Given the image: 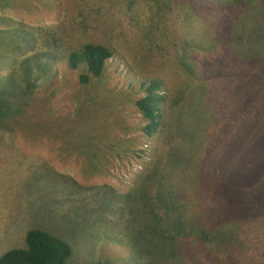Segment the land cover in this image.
Wrapping results in <instances>:
<instances>
[{"label":"rangeland","instance_id":"rangeland-1","mask_svg":"<svg viewBox=\"0 0 264 264\" xmlns=\"http://www.w3.org/2000/svg\"><path fill=\"white\" fill-rule=\"evenodd\" d=\"M189 28L214 45L204 72L179 63L203 62ZM85 41L116 51L94 88L67 65ZM143 76L163 80L170 98L198 89L195 117H177L208 149L186 161L185 181L184 172L162 181L174 180L175 215L205 220L208 235L172 260L157 255L166 187L151 168L164 170L174 141L141 130ZM235 131L259 133L244 142ZM34 228L68 242L64 264H197L193 254L200 264H264V0H0V255L25 247Z\"/></svg>","mask_w":264,"mask_h":264},{"label":"trees","instance_id":"trees-1","mask_svg":"<svg viewBox=\"0 0 264 264\" xmlns=\"http://www.w3.org/2000/svg\"><path fill=\"white\" fill-rule=\"evenodd\" d=\"M187 18L191 22V19L189 17ZM189 29L191 30V28ZM191 36L193 38L190 40L193 41L194 47L199 50V54L203 55L198 56L203 62L191 63V57L194 58L195 56L187 54L181 58L179 57V63L183 66V70L188 73H190L191 70L195 68L199 69L201 72H204L203 66L211 62H206V57L209 55L207 51L214 48V45H209L210 42L208 41L202 43L201 41L197 40L198 35L192 30L189 31L187 38ZM200 38H204L206 40L205 36H200ZM191 43H187V45L191 47ZM115 55V49L106 46V44L85 41L68 53L67 65L70 70L84 68V70L79 75V80L82 82V84H86L88 82L91 88H94L96 85L102 82V80L97 81V79L101 78L105 70L106 61ZM180 60L182 61L180 62ZM251 67L254 71L260 72L258 66ZM246 74L247 76L255 78L250 72L249 74ZM255 75L258 76L257 73ZM94 79L96 81H94ZM171 84L175 85L173 82H171ZM140 86L141 90L143 91V95L136 98L135 105L143 122L141 130L143 131L144 136L148 139L151 137L154 138L155 136H162L161 138L165 139L166 142L170 139L174 141L173 146L170 144L166 155V162H164L162 165L164 166V170H162L161 173L159 172V163L151 168V171L153 172L152 176H157L153 179V181L160 182L156 183V186L158 188L166 187L165 192L160 193L156 198L157 208L155 210V214L157 215L158 220L154 219L153 221L157 228L154 229L155 233L153 235L157 237V248H160V251L157 253L154 249L155 247L153 246L152 250H154L157 255L169 252L168 255L171 256L170 260H172L176 254L175 248L180 244H182L184 249H188L187 246L192 243L193 239L196 238L197 240H206L208 237V235L206 237L205 234V220L195 226L192 219L185 220L181 213L175 215V213L178 212L177 202L173 199L175 193L168 191L169 187H172L174 180H170L168 183L169 185L162 183V181H164V179H168V177H180L182 172H184V174H182V178L185 181V178L190 173V170L185 165L186 161L188 159L200 157L202 154H205V150H208L205 148L199 149L200 146L198 145L197 138L186 129L185 123L177 117L180 116L181 119H193L195 117V113L193 116L192 113L195 105V94L198 89L190 88L189 90H186V96L190 95V90L192 91L191 99L186 100L183 99V92H181V89L177 91L173 89V91L176 93V98H170V95L165 92V83L160 78H149L143 76ZM238 86H243V83L239 84ZM184 100H186V102ZM166 106H175L173 109L174 114L169 113L167 119H163V111L166 109ZM201 107L205 106L201 105ZM201 110H203V108H201ZM171 122L174 124V127L171 126ZM223 126H225V124ZM166 129L167 132L164 133V130ZM225 129L227 128L225 127ZM258 133L259 132L257 131L243 133L235 131L233 134L246 136L243 141L247 142L252 141ZM180 139L189 142L190 147L188 149H182L179 147L177 141ZM162 142L164 141L162 140ZM226 147L228 150L238 149L234 148L231 144H227ZM254 149L255 148H251L249 153H253ZM120 153L121 152H119V154ZM206 154L212 153L211 151H208ZM187 188L189 191L194 190V187H191V180ZM166 193L167 196H164ZM160 196H162V198ZM149 205H151V203L144 202V208H148ZM185 211H188V209ZM165 216H168V222L164 220ZM189 218H196L194 211L191 212ZM24 243L25 247L11 248L2 253L0 255V264H64L72 253V249L68 242L42 229L34 228L27 230L24 237ZM192 256L196 258L197 264H200L198 258L194 254ZM188 261L193 263V261Z\"/></svg>","mask_w":264,"mask_h":264}]
</instances>
